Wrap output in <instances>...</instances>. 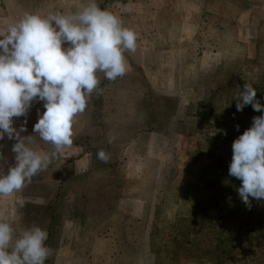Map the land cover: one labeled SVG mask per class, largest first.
<instances>
[{"label":"rangeland","instance_id":"obj_1","mask_svg":"<svg viewBox=\"0 0 264 264\" xmlns=\"http://www.w3.org/2000/svg\"><path fill=\"white\" fill-rule=\"evenodd\" d=\"M88 2L0 0V28ZM95 2L138 34L137 50L124 53L122 78L97 74L103 91L73 121V145L22 191L0 196L14 237L46 230L45 264H264V200L250 197L249 210L229 175L234 140L264 115L237 111L235 100L247 82L264 105V0ZM44 111L33 103L21 137L35 135ZM14 143L0 140L5 174ZM29 146L52 151L38 136Z\"/></svg>","mask_w":264,"mask_h":264},{"label":"clouds","instance_id":"obj_2","mask_svg":"<svg viewBox=\"0 0 264 264\" xmlns=\"http://www.w3.org/2000/svg\"><path fill=\"white\" fill-rule=\"evenodd\" d=\"M0 37V140L5 135L16 140L11 149L15 164L6 174L0 171V196L11 197L73 145V121L86 110L92 94L103 91L97 74L113 82L122 78L128 71L124 53L136 52L138 34L124 27L117 15L89 0L75 13L26 12L16 22L4 20ZM236 89L237 111L246 105L264 111L251 84L246 82L242 91L239 86ZM38 101L45 111L34 125L35 135L21 137L27 131V115ZM22 116L24 123L17 129L13 118ZM37 136L52 146L50 153L29 146ZM116 139L109 135L107 142ZM232 151L229 175L242 182L238 193L250 210V197L264 200V115L253 117L252 126L234 140ZM96 155L103 163L110 160L103 149ZM0 161L6 162L2 152ZM47 239V231L40 227L14 237L13 227L0 210V264H45L52 255Z\"/></svg>","mask_w":264,"mask_h":264}]
</instances>
